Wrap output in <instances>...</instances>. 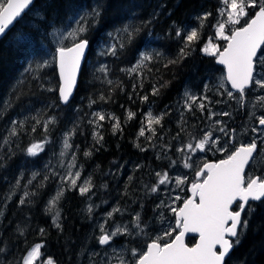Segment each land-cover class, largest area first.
<instances>
[{"label":"trees","instance_id":"trees-1","mask_svg":"<svg viewBox=\"0 0 264 264\" xmlns=\"http://www.w3.org/2000/svg\"><path fill=\"white\" fill-rule=\"evenodd\" d=\"M97 7L101 15L95 21L87 17L89 53L78 89L72 102L63 106L53 59L58 46L52 33L69 29L77 15ZM220 8L221 0H36L32 12L0 40V105H4L0 110V140L8 137L12 121L23 123L19 135L10 138V147L0 142V247L6 248L0 254V264H18L36 243L44 244L41 261L51 257L55 264H85L93 217L87 211L88 195H80L78 188H67L60 181L65 171L59 155L66 133L74 131L69 139L70 154L75 155L82 177L91 178V192L101 201L105 198L104 202L118 199L127 209L131 207L128 201L143 205L148 199L146 190L153 183L150 176L157 164L152 149L176 151L179 144L202 133L204 113L195 106L189 112L181 104L186 88L209 96L217 109L235 113V120L242 119L235 103L213 96L211 85L223 71L215 58L202 55L209 38L213 41L216 36ZM204 13L211 15L200 27L198 17ZM249 14L254 16L255 10L250 9ZM125 26L139 27L140 31L129 40L122 31ZM192 28L198 29V38L181 56L184 35L177 37L175 33ZM22 31L28 34L26 44L17 43ZM113 44L117 45L115 56L109 53ZM145 53L154 58L139 69L142 78L130 74L128 69L135 68ZM42 60L48 66L37 69ZM173 60L178 62L169 63ZM103 66H107V74L100 71ZM154 87L159 89L156 95H152ZM145 95L146 101L141 99ZM129 111L135 113L132 119L128 118ZM96 112L103 113L105 120L90 123ZM148 112L164 114L162 126L152 125L155 136L146 126ZM53 117L55 123L49 124L45 133L43 123ZM112 117L120 124L115 132ZM142 127L144 136L139 135ZM97 132L102 140L93 138ZM33 143L42 144L43 150L29 156L26 149ZM85 152L91 154L86 156ZM33 173L38 174L35 179ZM62 186L63 195L50 208L49 201ZM25 192L29 193L27 198ZM20 199H25L23 205ZM250 206L254 211L246 210L247 228L227 264H264V201ZM57 211L61 228L53 223ZM195 241L189 239V245Z\"/></svg>","mask_w":264,"mask_h":264},{"label":"snow or ice","instance_id":"snow-or-ice-1","mask_svg":"<svg viewBox=\"0 0 264 264\" xmlns=\"http://www.w3.org/2000/svg\"><path fill=\"white\" fill-rule=\"evenodd\" d=\"M36 0H0V37L6 34V30H10L11 26L15 23H20L23 20L22 14L32 12L35 7ZM222 4L226 7L220 8L219 15L223 18L215 25L217 39L226 41V46L223 50H220L218 44L212 43L209 38L207 45L203 47L202 51L205 55L217 57V62L223 65L226 69L225 80L230 83L231 89L235 90V95L232 91L226 90L229 99L237 100L240 107H244L246 100V90L250 88H258L264 90V77L256 78L254 75L256 64H264V51H261L264 47V0H222ZM255 10L254 16L249 14V10ZM39 15V11L36 13ZM101 15L99 7L93 8L91 13L85 15H77L72 19L71 30L67 31L66 35L62 31L53 32L52 35L59 36L61 40L70 38V44L68 46L60 44V46L54 49L53 59L56 61L59 69V77L61 86L59 87V99L63 104H68L70 97L72 96L73 89L76 86L77 77L81 71L82 62L85 60V54L89 47V41L85 38V33L88 30L87 17L90 16L95 21ZM211 13H204L198 17L201 21L200 27H203V21H206ZM247 17L244 24L241 25V20ZM44 17H41L43 20ZM232 25L233 28L226 31V26ZM240 25V27H235ZM36 32L40 29L36 28ZM122 31L127 34L129 40L135 38L139 33V27L125 26ZM184 35L185 47L180 50L181 56L185 53V48L189 47L191 42L198 38V29H186L183 31L177 29L175 35L180 37ZM28 34L20 32L17 43L26 44ZM124 45L120 44L119 48H123ZM258 52L260 55L258 56ZM109 53L113 56L117 55V45H109ZM153 56L147 53L142 55L141 61L135 68L128 69V72L134 73L142 78V73L139 69L143 68L145 62H151ZM173 60L169 63H177ZM46 61H41L36 64V68L47 67ZM168 65L166 64L165 67ZM100 71L107 74V66L101 67ZM111 83V81H109ZM42 86V85H41ZM207 90V85L204 86ZM221 88L224 86L221 85ZM48 91H54V89H47ZM158 88H153L152 95L158 93ZM184 105L183 107L191 112L193 106L198 108L201 112H204L206 105L204 101L208 100L206 95L196 96L189 91L184 93ZM101 99H105L101 97ZM141 99L147 100L145 95ZM219 102V101H218ZM257 103L264 105V95L257 97ZM4 105H0L2 110ZM255 107V105H253ZM229 116V112L215 113L209 109V119H214L215 116ZM135 113L128 112V118L132 119ZM164 114L153 116L151 112L146 114L147 128L153 136L156 135L155 129L152 125H161ZM115 120L113 124V131L120 127L119 120L112 117ZM96 120H105V115L101 112L94 113V119L89 121L95 123ZM257 127L252 128L253 133L258 135H264L261 130L264 129V115L256 117ZM40 123V121H37ZM55 123V118H50L43 123L44 132L47 133L48 125ZM216 125L220 132H224L229 135L230 140L235 139V129L231 130L229 134L223 122L216 120ZM19 125V129L17 127ZM162 126V125H161ZM23 128L21 121H12L11 129L8 133V137L2 138L0 142L10 147V138L19 135V130ZM32 131H35L33 127ZM71 135H74V131L65 134L63 141L64 149L71 148L69 139ZM139 135H145V128L139 130ZM99 137V140L103 139V136L99 132L94 134V139ZM151 139V137H149ZM97 140V142H99ZM193 142L185 143L178 148V151L186 157L183 160V166L191 169L192 156L197 152L206 153L207 151L215 148L219 144V139L213 137L212 131H206L202 133V136L197 139L192 138ZM45 143L47 139L45 138ZM264 146V142H262ZM257 141L252 139L248 144H241L236 147L234 151H231L225 159H222L215 163L205 162L195 171V180L191 183L189 191L191 196L184 200L181 207H175V201H179L181 197L179 195L174 197L173 204L167 205L169 210L175 215L174 227L167 228L163 237L151 239L147 243L146 249L138 251L136 248L129 250L132 257L131 261H126L122 256L118 257L119 264H227L229 254L235 245L239 244V237L243 234L244 229L247 228L248 221L245 218L246 208L250 211H254V208L250 206L252 202L264 201V178L260 175H248L245 172L246 166L249 165V161L253 160V154L257 151ZM38 150H43V145L40 143H33L26 149L29 156H36ZM146 151L147 149H141ZM218 151H227L226 148H217ZM90 152H85V155H90ZM65 152H61V156H64ZM72 163L68 165L66 175L60 176V181L63 186L70 189H77L80 195H85L90 192L93 185L91 184V178H87L81 185L78 186L77 181L80 179V170L75 165V155L71 157ZM173 165L175 161L171 162ZM255 166V160H253L252 167ZM37 173H33L32 179L36 178ZM57 175H59L57 173ZM158 178V183L153 185L150 189L155 193L160 191L159 185L175 183L178 187L188 183L187 178L175 177L174 181L169 177L167 172H157L155 174ZM47 179V176L44 177ZM131 179V177H129ZM32 180H29L30 184ZM19 179L16 182V186L19 187ZM43 187V182L40 185ZM61 187L56 195L49 201L50 208L56 206L57 201L63 195L65 187ZM29 193L25 192L24 197L27 198ZM239 201V203H237ZM25 199H20L19 204L23 205ZM236 205L235 209L233 205ZM91 213V206L88 209ZM119 208H115L113 212L108 213L109 219L115 212H120ZM3 213L0 212V215ZM162 217V213L160 214ZM59 219V212H56V217L53 223L57 228H61V225L57 222ZM147 225L142 222L139 213L135 214L133 220V228L129 229L127 226H116L113 231H105L101 226V235L98 236V243L102 246H110L113 239L117 235L122 236H135L144 233ZM43 234V229L40 230ZM173 233H176L173 235ZM189 233L198 234L199 242L193 247H189L185 243V237ZM20 234L23 235V230H20ZM171 237L169 242L161 243L160 239ZM44 247L43 243H36L31 249H29L25 256L18 262V264H37V261L42 257L41 249ZM219 249V250H218ZM6 248L0 247V254H3ZM41 264H55L51 257L41 261Z\"/></svg>","mask_w":264,"mask_h":264},{"label":"rangeland","instance_id":"rangeland-1","mask_svg":"<svg viewBox=\"0 0 264 264\" xmlns=\"http://www.w3.org/2000/svg\"><path fill=\"white\" fill-rule=\"evenodd\" d=\"M222 1V0H221ZM226 7L222 4V8ZM246 18V17H245ZM244 18V19H245ZM223 18L220 16V20ZM242 19V20H244ZM219 20V21H220ZM241 20V21H242ZM236 25L235 27H237ZM71 27H74L71 25ZM233 28L232 25L226 26V31H229ZM71 30V28L67 30H55L53 32L62 31L64 35H66L67 31ZM56 45L60 46L61 43L63 45L70 44V38L63 39L59 36H54ZM212 43L218 44L220 47V50H223V48L226 46V41L217 39L215 36ZM264 51V50H263ZM202 55H205L204 52H202ZM208 56V55H205ZM212 57V56H208ZM217 58V57H213ZM264 77V64L257 63V77L260 78ZM223 85L224 87L221 88L220 86ZM211 90L213 91V96L216 95V97H226L228 100H231L233 103H235L238 108L239 106L237 100L235 99H229L227 95V91H232L229 87V85L226 83L225 75L223 73H220L217 77H215V82L213 85H211ZM185 91H189L191 94L196 96H204L199 95L198 92L194 91L192 88H186L181 95V104L184 105V93ZM251 95H247L246 102H245V108L239 112L238 115L242 116L241 120H235L236 114H233V118L230 120H219L224 121L223 126L225 127L226 131L231 134V130L235 129L236 137L234 140H230L229 135H226L224 132H220L218 130V126L216 125L215 121L218 117L215 116L214 119H209V109L211 112L215 113H221L225 112L224 109H217L216 106H214L212 103L209 104L208 101H204L208 103L209 107L205 111L204 110V116L202 119H204V123H202V133L206 131H212L213 137L219 139V144L216 145L215 148H212L211 150L207 151L206 153L197 152L194 156H192V164L193 167L191 169L185 168L183 166V160L186 158L182 153L178 151V148L181 147L183 144H179L176 151H174L173 155L166 156V153L171 150L170 148L165 149H158L157 147L152 149V152L156 154V163L154 167H152L153 174L150 176L153 181V183H150V187L146 190L147 192V200L143 205H139V202H133L130 203L129 201L127 204H131L127 209H124V206H122L117 200L113 201H105V198L101 197L97 198L95 194H93L90 190L88 195V203H87V211L89 207L91 206L92 211L91 215L93 217V236L92 240L89 244V248L86 252V258H85V264H119L118 257L122 256L126 261H131L132 257L130 255L129 250L132 248H136L138 251H143L146 249L147 243L151 241V239L161 238L163 237V233L167 228L174 227L175 224V215L169 210L167 205L173 204L174 197L179 195L181 199L179 201H175V207L179 208L182 206L185 199L189 198L188 190L190 188V185L195 180V171L198 170V168L208 160L209 158H215L218 159L219 157L226 158L227 155L234 151L236 147H239L241 144H248L250 142H247L250 140V137L253 139L255 138L256 141L264 142V135H258L257 133L252 132V128L257 127V120L256 117H259L261 115H264V105L257 103V97L264 95V90L258 89V88H252L250 90ZM249 92V93H250ZM248 93V94H249ZM208 100H210L209 96ZM255 105V107H253ZM194 107V106H193ZM207 108V107H206ZM197 111L201 113V111L195 107ZM220 116V115H219ZM219 119V118H218ZM264 132V130H261ZM202 133L199 137H196L199 139L202 136ZM248 134V135H247ZM65 139V138H64ZM64 141V140H63ZM193 142L192 138L190 141H187V143ZM156 146V145H155ZM224 147L227 149V151H218L217 148ZM71 149V148H70ZM70 149L65 150L63 142L61 143V150L59 159L63 166V169L66 172L68 170V165L72 163ZM61 152H65L64 156H61ZM178 152L179 155H175V153ZM172 160L175 161V164L173 165L171 162ZM77 168L73 169L75 171ZM157 172H167L169 177L175 179V177H186L187 181L189 183H186L181 186H177L174 182L171 184H165V185H159L160 191L158 192H151L150 189L153 185H156L158 183V178L155 175ZM81 173V171H80ZM260 173V174H259ZM259 174L262 178H264V146L261 149V152L258 154V156L255 159V166L252 167L249 170L248 175H257ZM87 177H82V173L80 174V179L77 181L78 186L81 185ZM103 192L105 190H102ZM95 192V191H94ZM128 199V198H127ZM126 204V202H125ZM127 206V205H126ZM115 208H119L120 212H115L112 217L109 219L108 213L113 212ZM89 212V211H88ZM93 213V214H92ZM139 213L142 219V222L147 225V228L144 233H141L140 235L135 236H122L117 235L110 246H102L98 243V236L101 235L100 228L101 226L104 227L105 231H113L115 230L116 226L124 227L127 226L129 229L133 228V220L135 214ZM162 213V217L161 214ZM91 217V218H92ZM176 233H173L175 235ZM171 237L168 238H162L160 239V242L166 243L169 242ZM42 257L39 261H37V264H41ZM45 260V259H44Z\"/></svg>","mask_w":264,"mask_h":264},{"label":"water","instance_id":"water-1","mask_svg":"<svg viewBox=\"0 0 264 264\" xmlns=\"http://www.w3.org/2000/svg\"><path fill=\"white\" fill-rule=\"evenodd\" d=\"M26 13L29 14V13L27 12V10H26ZM27 14H22L23 18H24ZM16 24H17V23H15L14 26H11V27H10V30H6V34H5L3 37H0V40L4 39V38L7 36V34H8V33H9V32H10V31L16 26ZM263 48H264V47H262V49H263ZM262 49H261V51H262ZM88 52H89V47H88V50L86 51V54H85V60H84V62H82V65H81V71H80V73H79V75H78V77H77L76 86H75V88L73 89V93H72V96L70 97L69 103H68V104H63V103L61 102V104H62L63 106H67V105H69V104L72 102V100H73V98H74V96H75V94H76V91H77V89H78V83H79V80H80V77H81V74H82V71H83V68H84L85 62H86L87 57H88ZM259 55H260V53L258 52V56H259ZM215 62H216V65H217L219 68H222V69L224 70V72H225V76H226V69H225V67L217 62V58L215 59ZM57 71H58V76H59L58 65H57ZM254 75L256 76V69H255V73H254ZM59 81H60V77H59ZM226 83L229 85V87H230V89H231V85H230V83H228L227 81H226ZM60 86H61V81H60ZM250 89H251V88H250ZM231 90H232L233 92H235L234 89H231ZM247 90H249V89H247ZM247 90H246V91H247ZM257 145H258V144H257ZM258 152H259V146L257 147V151H256V153L253 154V160H255V157H256V155L258 154ZM253 160H250V161H249V165L246 166V168H245V172H246V174H247V172H248L249 167H250L251 164L253 163ZM211 163H215V162H211ZM189 195L191 196V192H190V191H189ZM237 203H239V201H237ZM249 203L251 204V203H259V202H252V201H250ZM235 207H236V205L234 204V205H233V208H235ZM246 209H247V208H246ZM188 239H195V240H196V241H195V244L199 242L198 234H195V233H189V234H187L186 237H185V243H186L189 247H193V246H195V244L192 245V246H190V245L188 244ZM218 250H219V249H218ZM233 251H234V248L231 250V252H230V254H229V257H230V255L233 253ZM227 260H228V259H227Z\"/></svg>","mask_w":264,"mask_h":264},{"label":"flooded vegetation","instance_id":"flooded-vegetation-1","mask_svg":"<svg viewBox=\"0 0 264 264\" xmlns=\"http://www.w3.org/2000/svg\"><path fill=\"white\" fill-rule=\"evenodd\" d=\"M222 71H223V74L225 75V72H224V70L222 69ZM250 92V90L249 91H246V97H247V95H251V92ZM234 93V92H233ZM249 93V94H248ZM235 95H237L238 96V94H236V93H234ZM211 100V99H210ZM245 102H246V100H245ZM206 110L208 109V107H209V105H208V103L206 102ZM238 107V106H237ZM245 108V106L244 107H241L240 109L241 110H243V109ZM205 110V111H206ZM228 111V110H227ZM204 113V112H203ZM242 117V116H241ZM219 118V119H218ZM233 118V114L231 113L229 116H219L218 115V117L216 118L217 120H222V119H224V121L225 120H230V119H232ZM223 121V122H224ZM262 130H264V129H262ZM248 135V134H247ZM234 136L236 137V133L234 134ZM253 138L252 137H250V140H248L247 142H251V140H252ZM257 144H258V146H259V148H260V150H259V153L261 152V149H262V143H261V141H258L257 142ZM174 151L171 149V150H169V152H167L166 153V156H168V155H173L174 153H173ZM175 155H179V153L178 152H176L175 153ZM184 155V154H183ZM222 159H225V158H222ZM220 157L218 158V159H215V158H209L208 160H206L205 162H218V161H220V160H222ZM172 161H174V160H172ZM204 163V162H203ZM202 166V165H201ZM188 183H189V181H188ZM190 189V188H189ZM188 195H189V190H188Z\"/></svg>","mask_w":264,"mask_h":264},{"label":"bare ground","instance_id":"bare-ground-1","mask_svg":"<svg viewBox=\"0 0 264 264\" xmlns=\"http://www.w3.org/2000/svg\"><path fill=\"white\" fill-rule=\"evenodd\" d=\"M8 34H9V33H8ZM8 34H7V35H8ZM88 53H89V52H88ZM203 87H204V86H203Z\"/></svg>","mask_w":264,"mask_h":264}]
</instances>
